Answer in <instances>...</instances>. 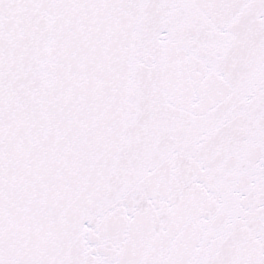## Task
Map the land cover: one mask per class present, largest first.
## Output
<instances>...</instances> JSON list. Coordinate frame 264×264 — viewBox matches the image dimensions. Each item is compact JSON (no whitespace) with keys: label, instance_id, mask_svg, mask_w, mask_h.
<instances>
[{"label":"snow or ice","instance_id":"snow-or-ice-1","mask_svg":"<svg viewBox=\"0 0 264 264\" xmlns=\"http://www.w3.org/2000/svg\"><path fill=\"white\" fill-rule=\"evenodd\" d=\"M0 264H264V0H0Z\"/></svg>","mask_w":264,"mask_h":264}]
</instances>
